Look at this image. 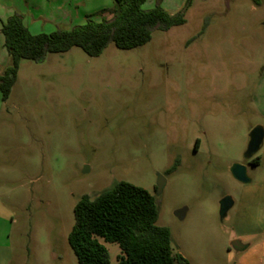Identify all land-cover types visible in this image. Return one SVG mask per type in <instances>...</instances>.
I'll list each match as a JSON object with an SVG mask.
<instances>
[{
    "label": "rangeland",
    "instance_id": "1",
    "mask_svg": "<svg viewBox=\"0 0 264 264\" xmlns=\"http://www.w3.org/2000/svg\"><path fill=\"white\" fill-rule=\"evenodd\" d=\"M188 1L147 0L146 10L187 8L186 23L142 47L111 44L99 57L75 47L20 63L0 99V264H79L68 242L75 207L120 182L155 197L157 225L191 264H226L239 224L264 231V142L260 165L246 158L251 131L264 127V0ZM42 2L22 0L38 35L85 23L74 5ZM237 164L250 183L234 178ZM226 197L234 206L222 218ZM100 242L116 264L120 246Z\"/></svg>",
    "mask_w": 264,
    "mask_h": 264
},
{
    "label": "trees",
    "instance_id": "2",
    "mask_svg": "<svg viewBox=\"0 0 264 264\" xmlns=\"http://www.w3.org/2000/svg\"><path fill=\"white\" fill-rule=\"evenodd\" d=\"M112 2L111 10L100 13L109 17H89L83 25L50 34L33 35L23 15L11 16L1 30L12 65L0 71V99L6 102L10 98L22 61L43 62L49 54H65L75 47L90 57H99L111 44L133 50L148 44L155 31L186 23L187 8L171 14L161 6L146 10L147 0ZM260 161L256 155L250 164L258 166ZM160 213L155 197L147 190L120 182L96 197L81 199L74 210L75 225L68 242L79 264H112L100 239L120 246L116 264H190L173 249L171 230L157 225Z\"/></svg>",
    "mask_w": 264,
    "mask_h": 264
},
{
    "label": "crops",
    "instance_id": "3",
    "mask_svg": "<svg viewBox=\"0 0 264 264\" xmlns=\"http://www.w3.org/2000/svg\"><path fill=\"white\" fill-rule=\"evenodd\" d=\"M29 1H35L36 3H42L44 6V3L42 1L44 0H29ZM112 0H46L48 3V6L51 3H54L51 6H57L61 9V7L65 8L67 5H74L75 8L82 9L81 14L83 15V23L86 22V20L89 17L97 16L100 14V12L107 10L109 8V4ZM18 2V3H16ZM31 6V5H30ZM47 6V5H46ZM0 10L1 16H0V71H4L7 68H9L12 65V59L10 58L6 48H5V37L2 34L1 30L3 27V24L15 14V10L9 9L5 10L7 8H17V11L21 13L24 16V23L26 27L29 29V31L33 35H38L35 32H32V28H35L37 26L36 24V18H33V23L29 21V18H27V15L24 13L23 8L24 5L22 3V0H0ZM5 7V9H3ZM73 12L70 14L72 18H78L74 15ZM79 15V13H77ZM80 17V16H79ZM261 164V161H260ZM261 201L260 205L258 206L259 211L261 209L263 210L264 207V195L259 198ZM241 208L242 210V223L245 225L250 224V221H252V213L250 212L251 209L248 208L246 205L242 204ZM241 224L238 226V232L235 234V236L232 239V242L230 243L229 247H227V254H226V264H264V231L257 232L255 230H243L240 228ZM5 235H3L4 242V248L5 249H11V245L9 243V235L6 236L7 240L4 238ZM3 240V241H4ZM238 242V243H236ZM5 264H9V261H6ZM191 264V263H190Z\"/></svg>",
    "mask_w": 264,
    "mask_h": 264
},
{
    "label": "water",
    "instance_id": "4",
    "mask_svg": "<svg viewBox=\"0 0 264 264\" xmlns=\"http://www.w3.org/2000/svg\"><path fill=\"white\" fill-rule=\"evenodd\" d=\"M249 144L246 152V158L248 160L253 159V157L260 151L261 146L264 142V127L263 126H257L255 127L250 135H249ZM231 173L234 176L236 180H238L241 183L248 184L251 182V180L247 176V169L244 165H234L231 168ZM165 185V180L161 178V180L158 183V194H161L163 192V188ZM234 202L230 197H226L221 202V209L220 214L222 218H225L228 214V212L233 208ZM187 209L179 210L175 213V216L179 218L180 220H183L186 216ZM238 243V242H236Z\"/></svg>",
    "mask_w": 264,
    "mask_h": 264
},
{
    "label": "flooded vegetation",
    "instance_id": "5",
    "mask_svg": "<svg viewBox=\"0 0 264 264\" xmlns=\"http://www.w3.org/2000/svg\"><path fill=\"white\" fill-rule=\"evenodd\" d=\"M250 161H251V160H248V163H249V164H250Z\"/></svg>",
    "mask_w": 264,
    "mask_h": 264
}]
</instances>
